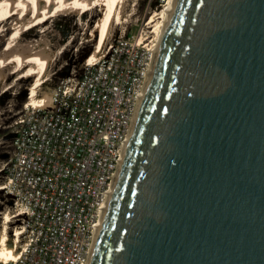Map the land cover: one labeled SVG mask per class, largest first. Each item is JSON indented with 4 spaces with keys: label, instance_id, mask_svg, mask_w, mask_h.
I'll return each mask as SVG.
<instances>
[{
    "label": "water",
    "instance_id": "1",
    "mask_svg": "<svg viewBox=\"0 0 264 264\" xmlns=\"http://www.w3.org/2000/svg\"><path fill=\"white\" fill-rule=\"evenodd\" d=\"M136 99L85 264H264V0H172Z\"/></svg>",
    "mask_w": 264,
    "mask_h": 264
},
{
    "label": "built area",
    "instance_id": "2",
    "mask_svg": "<svg viewBox=\"0 0 264 264\" xmlns=\"http://www.w3.org/2000/svg\"><path fill=\"white\" fill-rule=\"evenodd\" d=\"M150 59L121 36L54 89L51 107L12 116L3 169L26 244L16 264H85Z\"/></svg>",
    "mask_w": 264,
    "mask_h": 264
},
{
    "label": "bare ground",
    "instance_id": "3",
    "mask_svg": "<svg viewBox=\"0 0 264 264\" xmlns=\"http://www.w3.org/2000/svg\"><path fill=\"white\" fill-rule=\"evenodd\" d=\"M171 2L172 0H167L162 11L151 15L149 23L154 35L139 37L141 44L150 37L153 39L151 55L164 21L165 10ZM135 6V0H0V32L7 34L0 53V96L20 80H31L26 107H51L54 89L44 92L43 86L52 77V66L68 48L71 40L54 50L49 39L27 41L24 37L40 26L41 32L46 36L48 22L67 12L79 14L80 24H84L86 28L88 24L85 15L99 9L101 17L93 30H89L91 38L87 36V40L93 42V50L85 61L87 65L96 64L105 57L110 46L108 42L116 30L125 28L124 24L132 15L131 11L126 12V8L131 7L133 10ZM122 31L124 32L123 29ZM6 187L7 185L0 184V191ZM18 216L16 212L5 211L1 218L0 264H16L25 252L26 244L21 240L23 232L20 228L11 227L12 218Z\"/></svg>",
    "mask_w": 264,
    "mask_h": 264
},
{
    "label": "rangeland",
    "instance_id": "4",
    "mask_svg": "<svg viewBox=\"0 0 264 264\" xmlns=\"http://www.w3.org/2000/svg\"><path fill=\"white\" fill-rule=\"evenodd\" d=\"M135 1L136 6L133 10L131 7L126 8V12L131 11L132 15L128 18V24H124L125 28H122L124 32L121 28H118L108 42V46L121 36L138 41L141 35L145 37H152L154 35L153 28L150 27L151 24L149 23L150 17L152 14L162 11L167 4V0ZM100 17L101 11L99 9L86 14L85 18L87 19L86 23L88 26L85 28L84 24H80L79 14H72L70 12L63 13L48 22L47 26L49 30L46 33V36L41 32L42 26H40L34 32H31L28 36L24 37L27 41H29L28 39H49L52 41V47L54 50H57L61 45L68 40H71L68 48L58 56L57 63L52 66L51 73L53 75L43 86L44 92L57 88L64 79L71 77L73 70L80 72L83 66H85L84 63L86 58L93 50V42H89L87 39L88 37L91 38L90 31L93 30L95 23ZM6 37V32H0V53L2 52L4 43H6ZM151 37L142 44L151 48L152 44H154ZM31 83V80H20L13 88L9 89L6 94L0 96V168L2 166L4 167L9 158L10 148L9 142H7L6 139H8L10 135H8L9 129L7 126L10 124L12 116L23 109V106L28 99V89ZM7 181V172L3 169L2 172H0V184L7 185ZM14 201V196L9 193L7 187L0 191V221L5 211L16 212V210H13L12 208ZM21 218V216L12 218L11 227L13 229L19 228ZM21 240L24 242L22 238Z\"/></svg>",
    "mask_w": 264,
    "mask_h": 264
},
{
    "label": "flooded vegetation",
    "instance_id": "5",
    "mask_svg": "<svg viewBox=\"0 0 264 264\" xmlns=\"http://www.w3.org/2000/svg\"><path fill=\"white\" fill-rule=\"evenodd\" d=\"M28 93H29V89H28Z\"/></svg>",
    "mask_w": 264,
    "mask_h": 264
}]
</instances>
